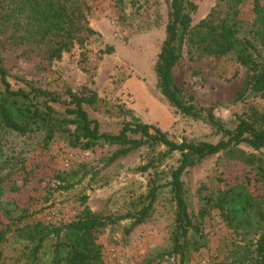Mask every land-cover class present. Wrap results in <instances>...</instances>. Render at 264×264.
<instances>
[{"label":"rangeland","instance_id":"obj_1","mask_svg":"<svg viewBox=\"0 0 264 264\" xmlns=\"http://www.w3.org/2000/svg\"><path fill=\"white\" fill-rule=\"evenodd\" d=\"M84 22L92 33L79 34L82 45L75 44L61 59L49 60L50 44L0 46L1 65L9 74L13 89L30 91L40 88L62 93L65 88L79 92L87 87L104 100L105 108L85 107L87 117L95 120L101 132L116 134L123 124L135 119L162 131L174 142L218 141L216 131L206 122L179 115L157 88L154 64L165 39L168 6L166 0H82ZM197 10L192 26L215 9L224 12L219 0H190ZM251 0L239 6L238 39L249 41L256 54L264 55L260 37L254 34ZM111 48V53L101 54ZM83 58L84 63L79 64ZM175 84L204 108H211L229 128L250 109L264 114V94L236 101L247 70L238 65L235 54L190 60L187 49L173 68ZM4 85L0 80V91ZM58 112L62 106L55 105ZM239 148L264 162V148L256 151L246 145ZM118 146L98 145L89 150L70 148L62 136L43 144L41 133L20 135L0 130V181L6 198L19 203L10 217H0V229L8 224L14 230L0 246L2 262L24 264L28 239L16 228L43 223L60 225L75 219L87 208L99 216L114 219L133 213L142 206L153 185L170 179L177 154L155 168L141 171L152 152L141 147L108 163ZM224 153L207 157L182 176L186 212L191 220L187 237L200 245L191 251L187 264H236L243 245L238 231L221 219L219 212L208 209L206 198L214 197L237 184L247 186L259 206L264 201V180L256 181L257 170L227 159ZM29 176V183L25 184ZM19 187L21 191L10 190ZM176 202L170 187L158 192L150 216L129 234V220L108 227L98 237L104 264H179L165 255L172 248L176 227ZM25 210V211H24ZM24 211V212H23ZM24 213L28 218L19 220ZM26 237V235H24ZM257 237L253 234L249 240ZM249 241V242H251Z\"/></svg>","mask_w":264,"mask_h":264},{"label":"trees","instance_id":"obj_2","mask_svg":"<svg viewBox=\"0 0 264 264\" xmlns=\"http://www.w3.org/2000/svg\"><path fill=\"white\" fill-rule=\"evenodd\" d=\"M168 6L165 39L160 47L154 64L157 88L162 97L175 111L185 118L206 122L216 131L219 139L211 142H174L158 128L141 123L135 119L123 124L116 134L101 132L95 120L87 117L85 107L95 110L105 108L104 100L93 90L82 87L79 92L65 88L62 93H52L40 88L30 91L13 89L9 74L1 65L0 80L4 90L0 91V130L20 135H43V144L47 145L55 135L62 136L70 148L92 149L106 144L118 146L108 163L124 157L141 147L148 148L151 158L140 170L146 171L162 164L173 154H177L176 167L170 173V179L163 184L153 185L145 196V201L133 213L113 218L99 216L84 208L75 219L60 225L36 223L16 228L21 237L28 239L27 252L23 253L24 264H104L101 260L99 235L108 227L129 220L125 230L129 234L136 226L144 223L150 216L159 190L170 187L176 202V227L172 234V248L165 255L177 259L179 264H187L191 251L200 247L187 237L191 220L186 212L183 198V174L195 167L201 160L224 153L232 160L254 166L257 170L256 181L264 180V162L255 156L245 154L239 146L246 145L259 151L264 148V114L250 109L239 117L229 128L211 108L199 106L194 98L186 95L175 84L173 68L180 60L183 49H187L190 60L203 57H224L235 54L238 65L247 70L242 88L236 93L235 100L241 101L248 96L264 94V55L253 56L255 46L249 41L238 39L240 22L239 6L247 0H219L226 7L224 12L215 9L192 26L191 16L197 6L190 0H166ZM253 25H257L254 34L260 37L264 46V0H251ZM82 0H0V46L4 43L16 45L50 44L49 60L61 59L64 52L69 53L75 44L82 45L79 34L92 33L82 25L84 22ZM108 48L101 54L111 53ZM84 63L83 58L79 64ZM55 105L62 106L58 112ZM29 176L25 180L28 184ZM11 192L21 191L13 187ZM7 192L0 181V217L11 219L10 214L19 207L15 200L6 198ZM208 209L219 212L228 227L238 231L243 245L236 264H264V201L256 203L247 186L237 184L214 197H207ZM25 211V210H24ZM23 211V212H24ZM19 220L28 218L24 213ZM14 224V223H13ZM12 223L0 229V246L13 232ZM253 234L257 239L251 241ZM26 235V237H24ZM251 241V242H249ZM0 264L2 251H0Z\"/></svg>","mask_w":264,"mask_h":264}]
</instances>
